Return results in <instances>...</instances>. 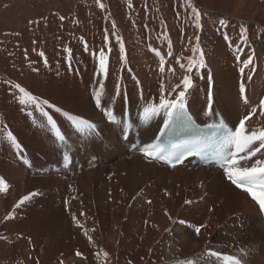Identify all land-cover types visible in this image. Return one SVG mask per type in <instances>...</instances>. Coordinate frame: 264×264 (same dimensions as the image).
Returning a JSON list of instances; mask_svg holds the SVG:
<instances>
[{"label": "bare ground", "instance_id": "bare-ground-1", "mask_svg": "<svg viewBox=\"0 0 264 264\" xmlns=\"http://www.w3.org/2000/svg\"><path fill=\"white\" fill-rule=\"evenodd\" d=\"M101 2L103 10L96 0H0V178L7 185V191L0 192L1 256L5 254L9 264H222L208 253H221L211 248L226 245L252 254L244 257L246 264H264L261 213L246 193L222 179L218 169H169L129 154L121 132L104 115L105 110L123 114L128 100L138 122L137 109L145 100L158 102L162 82L165 88L179 82L175 60L184 62L182 58L192 54L185 48L187 38L195 42L196 34L186 20L183 0H131L132 8L128 0ZM192 3L202 14L200 47L207 68L195 79L187 106L201 124L216 123L221 115L233 126L249 106L238 100L241 65L236 48L229 47L222 32L242 49V60L254 52L257 70L251 81L245 70V80L249 104L255 106L264 98V0ZM220 19L228 27L217 31ZM113 22L125 45L126 62L119 60ZM241 26L247 29V44L241 43ZM106 30L109 74L99 89L100 78L94 73ZM156 51L165 58L166 70L176 69L174 76L158 71ZM9 81L62 111L45 106L46 117L34 106L21 104V94ZM209 89L214 116L204 114ZM97 90L106 109L96 106ZM65 113L94 123L96 131L77 130ZM163 116L141 128L144 143L155 136ZM48 117L60 128L63 141L56 138V127L47 124ZM249 126H264L259 111L246 122ZM7 132L15 136L19 149L6 139ZM92 136L99 139L89 143ZM66 154L74 158L71 167L62 163ZM93 157L100 162L95 168L86 166ZM79 163L85 165L81 173L76 171ZM31 192L39 195L15 207ZM73 215L85 228L94 229L91 242L74 224ZM201 224L207 227L196 235L195 227ZM103 252L109 254L107 259Z\"/></svg>", "mask_w": 264, "mask_h": 264}, {"label": "snow or ice", "instance_id": "snow-or-ice-1", "mask_svg": "<svg viewBox=\"0 0 264 264\" xmlns=\"http://www.w3.org/2000/svg\"><path fill=\"white\" fill-rule=\"evenodd\" d=\"M96 4L101 10L105 8V5L101 0H96ZM184 11L186 13V20L191 22V27L196 29V34L194 37L195 42H193V37L187 38V46L185 51H191V55L181 58H177L175 63L179 65L181 70V75L178 83L169 84L165 88L164 83L160 84L159 88V97L158 102H149L145 100L144 103L137 109V119L147 123L151 121L154 117L159 116L161 113L164 115L163 119V133L167 134L173 129H177L180 132L184 130H190L194 135L199 136L200 129L199 126L195 125L192 121L189 112L186 108L188 97L191 95L190 90L194 87V81L201 73V71L207 68V63L205 60V54L203 49L200 47V36L199 32L203 29L202 24V14L200 10L192 3V0H183ZM129 8L133 7L131 0H128ZM65 18L60 17V20L63 21ZM30 23H33L30 21ZM219 27L217 31L226 29L228 27L225 20L220 19L218 21ZM116 24H112V33L111 35L115 37L116 43L119 46V60L121 62H126L125 56V45L121 37L117 36L115 33ZM247 29L244 26H241L240 39L242 44H247V37L245 35ZM223 38L228 42L229 47L236 48V62L241 65L239 68L240 80L238 84V100L243 104L249 106V110L240 118L237 122L233 124L232 128H228L223 124L219 126L215 124H207L208 129H212L211 136L207 140L203 139H179L176 142H171L167 147H161L160 145H146L141 149V154L145 158L146 162H163L173 168L178 164H182L184 160L191 156H200L204 157L209 154L217 157L219 159V167L222 169V179L229 182L232 186L240 191L247 193L251 197L252 201L258 205L260 213L264 214V126L262 127H246V122L250 121L253 116L259 111V117H264V98H260L258 104L252 106L249 104V97L247 96V86L245 80V70L247 71V80L251 81L253 74L256 72L257 68L254 64V52L249 54L246 59H241L239 53L242 49L234 45L226 32H222ZM83 42V38H80ZM104 47L99 50L98 57L96 59L97 70L94 75L98 76L99 89L104 88L103 79L106 78L109 74V55L111 52V47H109V33L105 31L103 37ZM85 51H88L87 44L84 42ZM169 52L168 56L172 57L173 52L171 51V44L169 43ZM107 48V52L105 51ZM65 52L68 53L69 57L71 56V49H65ZM41 57L44 56L43 52H40ZM92 55H96L92 53ZM155 55L160 57L158 71L161 74L171 73L173 76L176 74V69L172 66H169L167 70L165 69V58L161 56L159 51L155 52ZM46 63V61H45ZM36 71V69H34ZM211 73L208 74V81L211 84ZM12 89L18 90L21 94L19 102L21 104H30L34 106V109L40 111L42 115L48 116V113L44 111L46 106L49 109H55L56 112L62 111L60 108L49 103L47 100H41V98L32 95L20 84H12L8 82ZM115 95L120 96V85L117 83ZM101 91L97 90L94 93L96 106L98 108L104 107L102 105ZM143 99V97H141ZM207 111L204 113L206 116H214L212 110V93L211 90L207 92L206 97ZM31 114V113H29ZM67 119L71 121L72 125L79 131H83L84 128L89 130V133H94L97 126L95 124L89 123L88 121L78 118L73 115L65 113ZM104 115L111 123H117L116 118L112 111L105 110ZM135 123V121H133ZM47 124L51 125L52 128H55V122L51 117H48ZM121 135L123 136V130H121ZM56 138L60 141L64 140V137L57 132ZM127 139V137H124ZM6 139L11 142L15 148L19 149L20 145L17 143L15 136L11 132L6 133ZM99 139V137L92 136L89 140L91 143L93 140ZM259 154V155H258ZM21 159H23L21 155ZM67 162V157H65ZM203 187V185H201ZM7 185L5 181L0 178V192H6ZM38 192H31L28 195H25L15 207H20L26 201L32 200L34 197L38 196ZM139 195V194H138ZM135 199V197H133ZM65 206L67 201L64 202ZM151 203V201H148ZM185 204H191L192 201L185 200ZM83 215V213H81ZM167 215V212L165 213ZM11 216V213L9 214ZM8 217H6L7 219ZM169 219H172L169 216ZM72 221L74 224L81 228L84 232V235L88 238L89 242L92 241V237L89 235L90 232L94 231L93 228H85L84 225L77 219L75 215L72 216ZM147 223V222H145ZM179 223H185L184 221H179ZM207 227V225L201 224L200 226L195 227L196 235H200L201 229ZM77 256L82 255L79 251L76 252ZM98 256L99 253H96ZM105 259L108 258L109 254L103 252ZM209 256L220 257V253L209 252ZM131 264V261H129ZM191 264V262H189ZM235 264H240V261H236Z\"/></svg>", "mask_w": 264, "mask_h": 264}, {"label": "rangeland", "instance_id": "rangeland-1", "mask_svg": "<svg viewBox=\"0 0 264 264\" xmlns=\"http://www.w3.org/2000/svg\"><path fill=\"white\" fill-rule=\"evenodd\" d=\"M102 169H103V166L101 167ZM74 174H76V172H73V174L71 173V176H74ZM261 246V245H260ZM211 249H215V250H217V251H220L221 253H225V254H229V255H232V256H239V257H241L243 260H244V257H251V255L249 254V253H242V251H236V249H230L229 247H227L226 245H224V246H221V247H219V249H217V248H214V247H212ZM247 249V248H246ZM211 252H214L213 250H211ZM217 253V252H216ZM5 254H2V256H1V254H0V264H9L8 262V259L7 258H4L3 256H4ZM249 255V256H248ZM8 256H10V255H8ZM217 258V257H216ZM7 260V262H5ZM2 261V262H1ZM245 261V260H244ZM255 261V260H254ZM254 261L252 262V263H250V264H254ZM257 261V260H256ZM256 261H255V264H257L259 261H257V263H256ZM247 263V262H246Z\"/></svg>", "mask_w": 264, "mask_h": 264}]
</instances>
